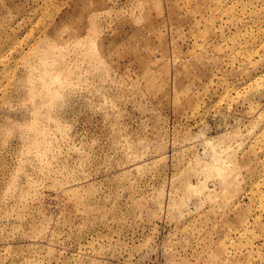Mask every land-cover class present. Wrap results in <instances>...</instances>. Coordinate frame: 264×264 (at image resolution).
<instances>
[{
    "label": "rangeland",
    "instance_id": "rangeland-1",
    "mask_svg": "<svg viewBox=\"0 0 264 264\" xmlns=\"http://www.w3.org/2000/svg\"><path fill=\"white\" fill-rule=\"evenodd\" d=\"M0 264H264V0H0Z\"/></svg>",
    "mask_w": 264,
    "mask_h": 264
}]
</instances>
